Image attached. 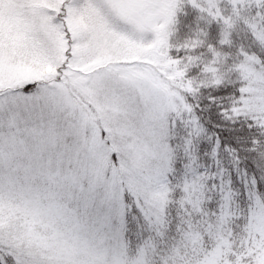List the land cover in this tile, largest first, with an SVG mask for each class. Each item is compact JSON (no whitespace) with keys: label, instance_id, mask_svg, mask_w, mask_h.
Segmentation results:
<instances>
[{"label":"snow or ice","instance_id":"6c2138e0","mask_svg":"<svg viewBox=\"0 0 264 264\" xmlns=\"http://www.w3.org/2000/svg\"><path fill=\"white\" fill-rule=\"evenodd\" d=\"M0 264H264V0H0Z\"/></svg>","mask_w":264,"mask_h":264}]
</instances>
